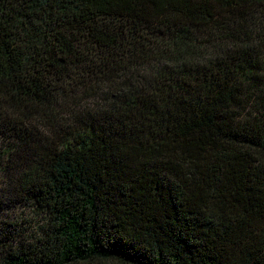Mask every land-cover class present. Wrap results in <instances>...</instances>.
Masks as SVG:
<instances>
[{"label": "trees", "instance_id": "trees-1", "mask_svg": "<svg viewBox=\"0 0 264 264\" xmlns=\"http://www.w3.org/2000/svg\"><path fill=\"white\" fill-rule=\"evenodd\" d=\"M0 142V264H264V0H0Z\"/></svg>", "mask_w": 264, "mask_h": 264}, {"label": "rangeland", "instance_id": "rangeland-1", "mask_svg": "<svg viewBox=\"0 0 264 264\" xmlns=\"http://www.w3.org/2000/svg\"><path fill=\"white\" fill-rule=\"evenodd\" d=\"M6 182H8L7 176H5L4 173L0 170V229H2L3 227V221L12 225H14V223L16 224L13 228V234H9L10 238L12 239L10 241L5 242V247L10 245H16L15 242L17 241L19 243V236L21 237V235L25 237L31 236L36 230L37 222L40 220L31 208L21 206L19 202H17V200H15V202L11 201L12 203L6 201V197L3 192L7 188ZM1 247L4 251L3 243L1 244ZM2 250L0 248V257L2 256Z\"/></svg>", "mask_w": 264, "mask_h": 264}]
</instances>
